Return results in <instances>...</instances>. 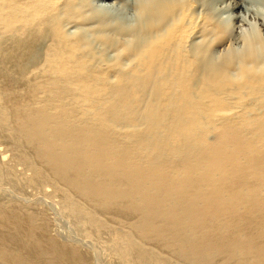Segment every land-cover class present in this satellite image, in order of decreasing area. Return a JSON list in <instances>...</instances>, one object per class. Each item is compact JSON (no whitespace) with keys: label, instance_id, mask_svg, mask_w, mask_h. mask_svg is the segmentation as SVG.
Wrapping results in <instances>:
<instances>
[{"label":"bare ground","instance_id":"6f19581e","mask_svg":"<svg viewBox=\"0 0 264 264\" xmlns=\"http://www.w3.org/2000/svg\"><path fill=\"white\" fill-rule=\"evenodd\" d=\"M223 1L0 0V178L127 223L131 264H264V37L234 46ZM29 207L0 204V263L89 264Z\"/></svg>","mask_w":264,"mask_h":264},{"label":"rangeland","instance_id":"374dc122","mask_svg":"<svg viewBox=\"0 0 264 264\" xmlns=\"http://www.w3.org/2000/svg\"><path fill=\"white\" fill-rule=\"evenodd\" d=\"M224 1L225 2L227 1V3L225 4H228V2H231L234 0H224ZM224 1L223 3L221 2L222 4L218 3L217 5L213 3L212 5H208L206 8L209 12H211L214 16H216L217 23L221 25L222 27H225V31L227 32L228 37L230 36V34L232 35L233 33V36H231L232 38L231 37L229 38H230V42L233 39L232 41H234L233 42L234 46L237 45V42L240 43L241 39L238 37L240 32L238 30L239 29L241 30V28L242 30L245 29L243 31L244 33L242 32H241L242 34L240 33L241 35L245 34V36L243 35L244 37L252 36L257 39L258 37H260L258 36L259 34L261 36L263 35L264 37V25H263L264 24V9L262 8L263 6L261 7L262 9H260L258 8V5L257 6L254 5L255 7H253L252 5H249L248 8L246 7V10H244L243 8H241V7L246 6L244 5V6H241L240 8H235L232 11H230L227 9L228 8L227 5L224 4ZM235 1L240 2V0H235ZM250 6H252L253 8H250ZM236 30L238 32H236ZM249 32L251 35H248ZM234 35H236V37ZM228 42L229 41L227 40L226 43L224 44L227 45L230 43ZM220 44L219 46L218 44L213 43L211 48L214 47V49H217L218 47V50L223 53V50L226 49L227 46L225 48V45H223L222 43ZM214 49L213 50L211 49V51H214ZM218 50H216L215 52H219ZM220 54H221L220 52L216 53V56H219ZM212 55L214 56V52H212ZM5 141H6L5 136L2 133H0V146H1L0 149L3 148V144ZM4 149L5 148H3V150ZM6 149H8L9 152L7 151L5 152L7 154L5 153L4 154L9 157V155H11L12 153L10 152V149L8 147H6ZM12 161L15 164L10 163L9 169H13V170H11L10 175L8 174V176L6 177L12 176L13 180H11L12 177L10 178L11 181L8 178H6L9 181L8 183L7 181H5L6 179L4 180L5 177L0 178L1 179L0 180V204L6 203V202L7 203L15 202L18 204L22 203L24 205H27V207H29L30 205L29 207L30 209L33 208L35 211L38 210L39 212L43 213V215L47 213V216L49 217L45 215V218L47 217L48 220L50 221V222L46 221L50 223V224L48 223L49 231H50L49 234H52V236H55V238L57 237L59 241L65 242V243L68 242V244L77 248L80 252L84 254L89 264H127V263L131 264L123 257L122 247L116 240L113 239V234H112V230L120 231V232L126 231L128 228L127 223H119V225L117 223H114L111 230L105 229V231L106 230L108 231L106 232L102 231V229L99 228V226L88 222V218L85 213H82V212L77 213V211H73V210L70 211V209H67L64 205L63 197L59 194L57 195V193H52V188H51L52 186L51 185L49 186V184H47L48 181L43 182L42 180V182L41 183L39 182V184L35 183L36 180H33L31 182L30 174H32L31 173L32 167L29 164L25 162L23 164L21 163L22 161L20 162L15 159L11 160V162ZM19 164L23 166H19ZM11 165H13V167ZM24 175L26 178L29 179L28 184H26L28 186H26L25 183H23L24 185H22V182H26V181H23L25 180ZM19 177H23L21 178L22 182L20 181L21 179H19ZM33 206L35 207L37 206V207L34 208ZM38 207H40V209L42 210L45 208V211L43 212L42 210L40 211V209H37ZM33 209L31 210L33 211ZM48 226H47V230H48ZM5 232H6V229L4 230L3 228L2 229L0 228L1 234L4 233L5 235ZM107 232L109 235L107 234ZM150 252H151L150 258L154 257L155 252L152 253L151 250ZM35 260L42 261L43 258L39 257V258H36ZM3 262L5 261H2V263ZM5 263L9 264L7 262ZM182 264H187V263H185L184 261V263L182 262Z\"/></svg>","mask_w":264,"mask_h":264}]
</instances>
